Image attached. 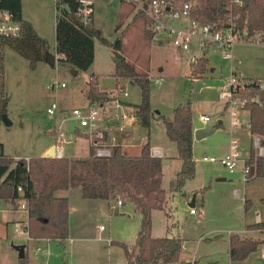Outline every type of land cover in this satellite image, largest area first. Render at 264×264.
I'll return each mask as SVG.
<instances>
[{"label": "rangeland", "instance_id": "rangeland-1", "mask_svg": "<svg viewBox=\"0 0 264 264\" xmlns=\"http://www.w3.org/2000/svg\"><path fill=\"white\" fill-rule=\"evenodd\" d=\"M149 1L139 0V5ZM123 4L125 3L121 0L95 1L94 22L108 44L95 40V61L87 72L75 74L76 71L64 63L58 55L54 66L46 60L32 69L29 62L15 51L5 49L4 92L9 96L7 117L12 123L11 126H6L3 122L0 124V144L4 145L6 154L15 160L40 157L52 143H56V134L60 130L68 132L76 124L72 119V111L75 108L88 106V83L92 74L100 79L103 88L112 89L115 84L127 88L132 108L140 105L142 99L140 87L129 80L117 81L114 75L115 63L111 45L121 37L124 42V54L136 66L138 70L136 72L147 74L149 77L151 108L156 115L151 121L149 130L141 125L136 126L135 133H131L129 135L131 138L124 142L128 148L130 147L125 153L129 156H139L150 134L152 149H163L164 158L176 155L177 146L169 140L164 122L158 119V116L171 118L177 107L190 106L195 131L216 127L217 124L222 123L212 136L195 141L194 156L199 175L194 181L187 183L189 188L197 189L199 202L204 199L205 211L208 213L203 219L204 228L207 232L243 231L244 211L246 215L243 199L246 197L251 201L247 211L253 214L254 219L264 221V179L253 178L250 183L245 184L239 168L234 175L224 171L226 177L232 179L234 184H225V182L211 184L203 175L207 168L224 169V167L219 162L202 161L204 157H214L219 160L226 157L230 153V143L233 139L241 142L244 154L249 153L253 148L254 137L262 140L260 136H253L250 133L248 109L242 111L239 117L245 128L240 130L231 127L225 104L220 99V87L233 72H243L248 78L264 81V46L249 39L250 43H240L234 47L232 60H223L210 48L200 50L198 40L194 39L191 49L183 52L174 47L171 39L164 36H157L154 40L147 41L146 27L142 34L143 29L139 24L133 23L128 26L130 21L121 24L119 19ZM127 4L131 5V2ZM22 7L27 21L34 23L48 41L49 52L56 53V1L22 0ZM144 24L146 26L145 21ZM174 25L178 26L177 23ZM126 29L130 31L128 36H124ZM205 51L209 60L207 74L202 79L193 80L191 64H194L196 57L203 56ZM175 54L180 56V60L174 59ZM158 78L163 79L162 87L153 83V80ZM61 84H65V87H56ZM53 104L58 105V110L54 115H49L47 110ZM202 115L211 117L212 121L201 122ZM61 146L66 149V157L73 154L76 157H90L94 154L92 141L85 136H77L73 142L63 143ZM74 148L76 151L72 152ZM171 179L167 174L163 181V188L168 192L165 205L167 208L174 206L173 210L180 224L179 230L185 237H198L202 232L203 221L191 217L190 213L191 210L198 209L199 205L195 208L190 206L194 198V195L191 196V190L187 198L177 196L171 199L170 188L175 181ZM57 196L69 198L71 212L68 239L65 242L31 239L28 233H19L15 229L16 223L23 220L22 213H4L0 208V264H20L17 249L20 247H25L29 264L127 263L125 251L119 244H125L131 250L136 247L142 217L134 204L126 201L122 208L115 206L113 210L106 201L94 203L84 200L79 188L58 192ZM116 202L117 200L110 201L109 204L113 206ZM24 203L19 201L18 206L21 208ZM237 218L239 222L235 226L232 219L236 221ZM247 218L250 222L251 217L249 219L247 216ZM153 225L156 235L162 238L171 236L167 233V226L171 225V222H168L162 211L155 212ZM178 232L177 228L173 231L174 234ZM251 240L261 243L257 251L245 262L234 264H264V240ZM39 248L42 251H39ZM206 250L204 246L199 254L200 261ZM202 264L228 263L227 259L216 255L205 259Z\"/></svg>", "mask_w": 264, "mask_h": 264}, {"label": "trees", "instance_id": "trees-1", "mask_svg": "<svg viewBox=\"0 0 264 264\" xmlns=\"http://www.w3.org/2000/svg\"><path fill=\"white\" fill-rule=\"evenodd\" d=\"M176 9L190 4L191 16L204 25L218 24L221 27L232 22L236 30L247 39L261 34L264 40V0H165ZM242 3V4H240ZM67 4V8H63ZM0 6L11 10L22 27L17 39L0 41V118L7 115L9 96L4 92V53L9 48L29 62L32 69L46 61L49 54L48 41L41 37L33 25L23 18L22 0H1ZM78 0H64L56 3V53L62 61L78 72H87L95 61V40L107 45L108 41L94 24H85L78 17ZM146 26L150 20L142 12ZM145 38L152 41L154 35L147 29ZM121 37L111 45L117 81L129 80L141 89V103L136 113L143 128L149 130L156 117L151 108L150 80L147 74H139L123 53ZM209 60L197 58L191 64L192 79L205 77ZM87 98L90 101L107 100V93L100 89L96 75L89 79ZM246 96H258L262 105L252 103L250 112V133L262 138L264 146V92L255 89ZM162 119L169 140L177 146V158L182 162L175 182L171 186L174 195L182 194L186 184L196 177L194 159V126L190 106H179L173 117L158 116ZM217 124L215 129L220 128ZM79 135V131H77ZM142 146L139 156H129L122 145L113 149L111 157L101 158L92 154L85 158H45L18 159L4 154L0 145V202L10 203L14 209L24 201L28 207L31 239H49L65 242L69 237L70 209L67 197L57 193L70 189H81L82 198L88 201L130 202L141 214V229L135 249L119 244L125 251L126 264H178L183 253V240L178 236L153 237V213L163 211L167 192L163 188V159L151 156L150 134ZM252 170V178H264V157H259L250 149L247 161ZM22 189L19 191V189ZM204 193V192H202ZM264 202V200H263ZM250 201H246V211ZM169 216V214H167ZM170 217V216H169ZM175 226V225H174ZM248 230L264 232V223L247 227ZM171 231V228H169ZM115 244V243H113ZM261 243L232 235L230 238V259L243 262L255 253ZM20 264H29L27 257Z\"/></svg>", "mask_w": 264, "mask_h": 264}, {"label": "built area", "instance_id": "built-area-1", "mask_svg": "<svg viewBox=\"0 0 264 264\" xmlns=\"http://www.w3.org/2000/svg\"><path fill=\"white\" fill-rule=\"evenodd\" d=\"M56 3L64 0H55ZM135 3L136 0H125ZM78 17L85 24L94 23L95 1L94 0H78ZM1 3V0H0ZM242 4V3H240ZM138 11L146 16L150 23L147 29L154 35L164 36L172 40L174 47L183 52L191 49L194 39L198 40L200 50L212 49L213 53L220 56L223 60L233 59V49L240 43H250L249 39L239 33L232 22L227 26L221 27L218 24L204 25L191 16L190 4L173 9L172 5L165 0H150L146 5H137ZM68 5L64 4L63 8ZM188 22V26H176L177 22ZM199 31L201 33H199ZM22 27L16 20L14 13L0 6V41L3 39H17L21 36ZM249 40V41H248ZM253 40L257 44L264 46V40L261 34H258ZM252 40V42H254ZM61 59L63 56H60ZM176 61L180 60L178 54L174 55ZM151 79V78H150ZM152 80V79H151ZM153 83L163 86V79H155ZM64 88L65 84L56 86ZM255 89L264 92V81L248 78L243 72H233L232 75L222 83L220 87V99L225 104V111L231 120V127L234 129H244L245 126L239 120L240 113L246 111L252 103L262 105L263 102L258 96H246L248 92ZM107 100L90 101L86 108H75L72 111V119L76 123L68 132L59 131L56 134L55 157H63V149L61 144L68 143L69 133L71 131L79 133L92 141L94 147V155L101 158L111 157L113 149L119 145L124 148L126 139H130L129 135L135 133L136 126H140V119L137 116L136 108L129 102V92L127 88L118 86L112 90L106 91ZM58 110V105L53 104L48 108L47 113L54 115ZM200 121L210 123L211 117L202 115ZM2 119L0 118V124ZM250 130V125H249ZM147 140V139H146ZM259 157H264V146L259 137H254L253 148ZM1 152V149H0ZM244 148L238 139L231 141L230 153L222 158L204 157L203 162L221 163L230 173L236 171L238 166H242L243 182L249 183L252 178V170L248 166L247 161L250 159V151L244 154ZM151 156L153 158L164 159V153L160 149H152ZM22 189L20 188L19 191ZM124 205L122 200H117L115 205L111 206L114 210L115 206L122 208ZM23 220L17 222L15 229L17 232L28 233L29 213L27 204H22L20 208ZM196 214V210L191 211ZM29 235V233H28ZM185 246H183V250Z\"/></svg>", "mask_w": 264, "mask_h": 264}, {"label": "crops", "instance_id": "crops-1", "mask_svg": "<svg viewBox=\"0 0 264 264\" xmlns=\"http://www.w3.org/2000/svg\"><path fill=\"white\" fill-rule=\"evenodd\" d=\"M94 1H96V0H94ZM121 1H123L125 3V4H123V7L121 9V15H120V19H119L120 22H121V24H125L128 21H130V23L128 24V26L130 24L133 25V23L139 24L142 27V29H143L142 30V34H144V29L147 26H145V24H144V21L145 20L143 19V17H141L138 14L139 11H138V8H137L138 6L137 5H139V0H136L135 3H131V5L130 4H127V2L125 0H121ZM146 4H144V5H146ZM144 5H141V6H144ZM22 13H23V18L25 20H28L25 17L24 8L23 7H22ZM56 16H57V11H56ZM94 18H95V15H94ZM31 24L35 28L36 32L41 37L45 38L40 33V31L37 29V27L34 25V23L31 22ZM93 24H94L95 28H97V26L95 25V22ZM177 24H178V26H185V27L188 26V22L186 20L183 21V22H177ZM128 26H127V28H128ZM97 29H99V28H97ZM117 31L119 32L120 30L118 29ZM128 31H129L128 29H126L124 31L125 32L124 36H128L129 35V32L130 31L129 32ZM143 39H144V37H143ZM122 40H123V38H122ZM207 50H209V49H207ZM123 53H124V47H123ZM206 53H207V51H205L203 53L204 54L203 56L202 55L201 56H198V57H196V59L197 58H201V57L207 58L206 57L207 56ZM49 54L55 56V60H56L57 55H58L57 53L52 54V53L49 52ZM124 56L128 60V58H127V56L125 54H124ZM128 62L135 68V70H137L136 66L130 60H128ZM78 74H79V72H78ZM118 86H120V85L119 84H115V87L114 88H116ZM114 88H112V89H114ZM100 89L103 90V91L112 90L109 87L108 88H103L101 85H100ZM77 136H82V135L81 134L78 135L77 133L71 131L69 133V138H68L69 141H68V143L73 142L74 139H75V137H77ZM126 140H128V139H126ZM195 141H196V139L194 138L193 153L195 152ZM230 145H231V143H230ZM53 147H56V143H52L42 153V155L40 157L47 158V156H49L48 153L51 152V149ZM129 148H128L127 145L124 144V150H127L128 151ZM62 149H63V157H66L65 156V154H66L65 147L62 146ZM131 149H134V148H131ZM229 149H230V146H229ZM160 150H162L163 153H164V150L163 149H160ZM3 151H4V154L6 156H8L6 154V152H5L4 145H3ZM75 151L76 150L74 148L72 150V152H75ZM177 154L176 155H171L170 157L163 159V160H167L168 159L167 161H169V163L163 165V181H164V178H165V176L167 174L170 176V179L173 178L171 180H175V177L177 176L178 172L180 171L181 166H182V162L177 158ZM73 157H76V155L75 154L68 155L67 158H73ZM77 158H85V157H77ZM194 159H195V156H194ZM195 162H196V160H195ZM239 168H241V171H242L241 164L238 166V168L236 169V171L233 172V173H230L225 167H224V169L223 168H218V169L217 168H210V169L207 168V170L204 172L203 175L206 178V180H209L211 182V184L213 182H216V183L225 182V184H231L232 185V184H234V181L232 179H228L226 177V175L224 174V171H227L230 175H234ZM198 175H199V171L197 172V168H196V177H195V179L197 178ZM258 179H260V178H258ZM194 180H192V181H194ZM174 182L175 181H173L172 184ZM172 184H171V186H172ZM190 190H191V196L194 195V198H193L192 202L190 203V206L193 207V208H195V206L199 205L198 206V209H196V214H192V212H191L190 215H191V217H194V218L197 217L199 219V221H203L201 235H199L198 237H190V236H186L185 237L184 234L180 232V230H179L180 224H179V222H177L178 216H176L175 210H173L174 209V206H171L170 208H167L166 205H165L164 206V210L162 211L165 214V216L167 217L168 222H171V225H168L167 226V233H170L171 236H178V237H180L183 240V246H185V249L183 250V253H182V258H181L182 259L181 260L182 264H202V262L205 259H210L211 257H214L216 255H219L221 258L224 257L225 259H227V263L228 264H231V263L234 264L235 262H232L231 259H230V238H231L232 235L237 234V235H239L242 238H247V239H250L251 238V239H254V240H259V239L260 240H264V238H263L264 237V232L263 231H260V230H248L247 229L248 226H252V225H255V224H258V223H264V221H258L257 219H254L255 217H253V214H251L249 211H246V215H245V211L243 212L244 213V217H245V218L244 217L242 218V222L244 223V230L243 231H237V233H236V231H232V230H230L229 232L220 231V230H212L210 232H207L206 229L204 228V220L203 219H204V217H206V215H208V213L205 211L206 209H205L204 199L202 198V202H199L197 189H194V187H193V189L192 188H189V186L186 184L185 189H184V191H183L182 194L174 195L172 192H170L171 195H172L171 196V199H175V198H177V196L187 198ZM170 191H171V188H170ZM236 192H238V191H236ZM236 196L239 197V195H236ZM190 199H191V197H190ZM243 201H245V203H246V201H250V200H248L247 197H246V198L243 199ZM94 203H95V201H94ZM125 204H126V202L124 203V205ZM5 205L7 207H5ZM108 206H110V208H111V204H109V202H108ZM250 206H251V203L248 205V208ZM95 207H98V206H95ZM0 208L4 210V213H18V212H20L19 211V209H20L19 206H18L17 209H14V207L10 203L0 202ZM69 209H70V207H69ZM70 212H71V210H70ZM155 212H157V211H155ZM155 212L153 213V220H154ZM167 214H169L170 217ZM0 215H1V213H0ZM247 216L249 217V219L251 217V221L250 222L247 221L248 220ZM232 220H233V222H234L233 224L235 226L239 222V219L238 218H237L236 221H234V219H232ZM169 228H171V231H169ZM175 228H177L178 231H179L177 234H174L173 233V231H174ZM152 234H153V237H155V238H162V237H160V235H156L154 225H153ZM204 246L207 248V250H206V253L203 255V259H201V261H200L199 260V258H200V255L199 254H201V250H202V248ZM219 248H221L222 250L219 249ZM38 250L39 251H42V249H40V248ZM197 258H198V260H197ZM245 261H243V262H245Z\"/></svg>", "mask_w": 264, "mask_h": 264}, {"label": "water", "instance_id": "water-1", "mask_svg": "<svg viewBox=\"0 0 264 264\" xmlns=\"http://www.w3.org/2000/svg\"><path fill=\"white\" fill-rule=\"evenodd\" d=\"M47 62L50 63L51 65H55V56L51 55V54H48L47 55ZM76 71V70H75ZM75 74H78V71L75 72ZM2 122L6 125V126H11L12 123L10 122V120L8 119L7 115H4L2 117ZM220 124H222L220 122ZM215 133V127H208V128H205V129H200V130H196L194 132V138L197 140V141H200V140H203L209 136H212L213 134ZM51 150L54 151V155L53 156H47V158H55V147H53ZM169 163V161L167 160H163L162 161V164L165 165ZM18 251H19V257L20 259H24L25 258V247H20V248H17Z\"/></svg>", "mask_w": 264, "mask_h": 264}, {"label": "bare ground", "instance_id": "bare-ground-1", "mask_svg": "<svg viewBox=\"0 0 264 264\" xmlns=\"http://www.w3.org/2000/svg\"><path fill=\"white\" fill-rule=\"evenodd\" d=\"M49 156H53L54 155V151L51 150L50 154H48Z\"/></svg>", "mask_w": 264, "mask_h": 264}]
</instances>
